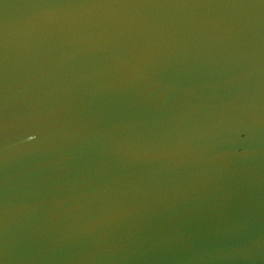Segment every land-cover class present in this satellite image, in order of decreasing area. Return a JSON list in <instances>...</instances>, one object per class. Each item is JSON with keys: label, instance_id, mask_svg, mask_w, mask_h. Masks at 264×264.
<instances>
[{"label": "water", "instance_id": "1", "mask_svg": "<svg viewBox=\"0 0 264 264\" xmlns=\"http://www.w3.org/2000/svg\"><path fill=\"white\" fill-rule=\"evenodd\" d=\"M0 264H264V0H0Z\"/></svg>", "mask_w": 264, "mask_h": 264}]
</instances>
